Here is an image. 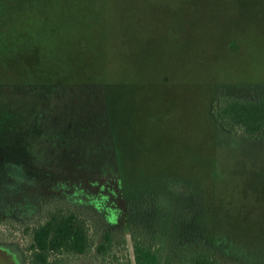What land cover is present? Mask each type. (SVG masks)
Segmentation results:
<instances>
[{
  "label": "rangeland",
  "instance_id": "rangeland-1",
  "mask_svg": "<svg viewBox=\"0 0 264 264\" xmlns=\"http://www.w3.org/2000/svg\"><path fill=\"white\" fill-rule=\"evenodd\" d=\"M5 1L0 41L37 54L5 60L0 81L22 80L38 55L65 84L35 99L0 87V118H28L0 165V245L26 264L33 228L58 210L85 220L91 245L49 264H134V239L158 264L198 246L264 264V134H227L206 114L210 96L264 92V0Z\"/></svg>",
  "mask_w": 264,
  "mask_h": 264
},
{
  "label": "trees",
  "instance_id": "trees-1",
  "mask_svg": "<svg viewBox=\"0 0 264 264\" xmlns=\"http://www.w3.org/2000/svg\"><path fill=\"white\" fill-rule=\"evenodd\" d=\"M23 1L16 0V3L11 5L16 6ZM3 3H7V1L0 0V4ZM8 26L6 24L5 28H3L0 25V38L3 34L7 33ZM16 35L17 39H24L22 29L16 32ZM12 42L6 39L0 41V66L3 65L2 63L6 65L5 60L9 58L18 59L19 57L29 55L32 51H35V54H37L36 47L32 50H17V46L12 45ZM36 56L38 64L34 68L23 71L22 80L8 83L0 81V87L9 84L10 87L13 85L17 86L15 88L26 89L27 97L35 99L37 97L36 91L34 92L35 89L37 90V88L45 85L55 86L56 84H65L63 83L65 82L63 81V76L62 78H57L56 73L53 72L43 74L44 71L41 69L43 62L40 56ZM38 70L39 72H36ZM215 86L217 88L218 85L216 84ZM12 89L14 88L12 87ZM209 98L211 105L207 107L206 114L209 116L211 126H214L216 129L220 126L227 134L235 133L246 137L264 134V92L260 96L253 98H237L233 96H227L222 100L214 99L212 96ZM0 119L7 121L0 126V128H3L0 136H3L4 139L11 138L12 136L14 140V144L10 145L5 153H0V165H2L9 159L7 156L11 157L12 153H15L13 151H18L19 147L17 143L24 139L19 129L27 124L26 120L28 118ZM4 154H7V156ZM189 185L190 188L196 189L192 184ZM30 245L32 250L31 264H49V257L58 253L85 254L90 249L91 242L88 237L85 220L82 217L70 211H58L51 213L41 225L33 229ZM111 246L110 233H106L102 236L95 250L97 253L103 254ZM184 249L180 250V258L177 260L178 264H224L217 259L213 252L204 247L198 246ZM133 256L134 264H158L156 254L149 247L139 243L135 239L133 241Z\"/></svg>",
  "mask_w": 264,
  "mask_h": 264
},
{
  "label": "flooded vegetation",
  "instance_id": "flooded-vegetation-1",
  "mask_svg": "<svg viewBox=\"0 0 264 264\" xmlns=\"http://www.w3.org/2000/svg\"><path fill=\"white\" fill-rule=\"evenodd\" d=\"M58 210L53 211V212H49L47 213L46 217L44 218V220L38 224L36 227H38L39 225H41L46 219L47 217L51 214V213H56ZM73 213V212H72ZM35 227V228H36ZM34 229V228H33ZM106 234V233H105ZM102 238V237H101ZM31 245H29L27 251H28V256H27V263L26 264H31L30 259H31V255H32V250L30 248ZM97 246V245H96ZM96 246L94 247V250L96 248ZM97 252V251H96ZM0 253L6 258V260L9 262H11L10 264H25V258L23 256V254L20 252V250L16 249L13 250L12 247L7 246V245H0ZM60 254V253H58ZM56 254V255H58ZM99 254V253H98ZM75 255H84V254H75Z\"/></svg>",
  "mask_w": 264,
  "mask_h": 264
},
{
  "label": "water",
  "instance_id": "water-1",
  "mask_svg": "<svg viewBox=\"0 0 264 264\" xmlns=\"http://www.w3.org/2000/svg\"><path fill=\"white\" fill-rule=\"evenodd\" d=\"M113 153L111 154V155H109V160H108V162L110 161V164L112 165L113 164Z\"/></svg>",
  "mask_w": 264,
  "mask_h": 264
}]
</instances>
